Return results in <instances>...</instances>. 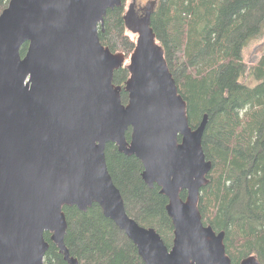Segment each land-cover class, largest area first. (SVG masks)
Instances as JSON below:
<instances>
[{
  "label": "water",
  "instance_id": "obj_1",
  "mask_svg": "<svg viewBox=\"0 0 264 264\" xmlns=\"http://www.w3.org/2000/svg\"><path fill=\"white\" fill-rule=\"evenodd\" d=\"M125 1L11 0L0 15V264H46V233L65 261L77 264L65 243L64 208L87 212L95 204L146 264H232L225 233L205 226L199 209L213 169L203 149L208 117L190 126L150 26L151 6L133 27L125 15L138 34L126 67L128 104L114 83L127 60L105 47L99 33L108 11ZM110 144L137 157L145 183L168 198L171 249L128 215L108 169Z\"/></svg>",
  "mask_w": 264,
  "mask_h": 264
},
{
  "label": "trees",
  "instance_id": "obj_2",
  "mask_svg": "<svg viewBox=\"0 0 264 264\" xmlns=\"http://www.w3.org/2000/svg\"><path fill=\"white\" fill-rule=\"evenodd\" d=\"M10 1L0 0V15ZM126 2L108 11L99 37L128 61L136 40L127 31ZM150 26L187 103L190 126L196 129L208 117L203 149L213 169L199 202L203 223L225 233L232 264L248 258L264 264V54L255 64L244 61L248 43L263 37L264 0H158ZM28 49L26 43L22 57ZM129 77L126 67L114 76L115 85L123 88L125 105ZM251 80L257 83L253 88L248 85ZM131 135L132 130L128 141ZM106 160L128 215L142 227L155 229L171 249L169 200L158 186L151 189L145 183L142 162L113 144L106 148ZM64 213L65 243L77 264H146L137 246L99 205L87 212L65 207ZM51 237L45 234L50 244L45 263L68 264Z\"/></svg>",
  "mask_w": 264,
  "mask_h": 264
},
{
  "label": "rangeland",
  "instance_id": "obj_3",
  "mask_svg": "<svg viewBox=\"0 0 264 264\" xmlns=\"http://www.w3.org/2000/svg\"><path fill=\"white\" fill-rule=\"evenodd\" d=\"M158 0H127L126 2V13H128L129 19L134 17V19H137L136 22L140 21L141 18L146 17L148 7L152 5H155ZM131 5H135V11L139 8L138 12L132 11ZM129 11V12H128ZM136 22L132 23L130 26H135ZM140 27H136L135 29L138 31ZM128 33L137 41L138 34L134 32L133 30H127ZM264 54V33L263 37L259 40H254L252 42H249L248 45L245 48L244 51V61L248 64H255L259 61L260 57ZM130 59V58H129ZM129 59L126 61L125 65L127 66L129 64ZM256 81L251 80L248 85L249 87H255Z\"/></svg>",
  "mask_w": 264,
  "mask_h": 264
},
{
  "label": "flooded vegetation",
  "instance_id": "obj_4",
  "mask_svg": "<svg viewBox=\"0 0 264 264\" xmlns=\"http://www.w3.org/2000/svg\"><path fill=\"white\" fill-rule=\"evenodd\" d=\"M131 9H132V11H135V5H131L130 10H131ZM138 10H139V8H138L137 11H135V12H138ZM128 12H129V11H128ZM144 19H145V18H141V19H140V22L143 23V20H144ZM130 20H131L132 23H134V22L137 21V19H134V17H132ZM128 21H129V18H128Z\"/></svg>",
  "mask_w": 264,
  "mask_h": 264
}]
</instances>
